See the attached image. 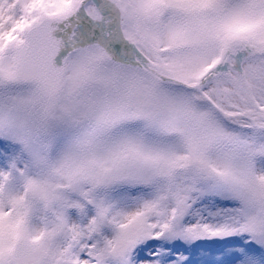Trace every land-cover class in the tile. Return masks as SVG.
I'll return each mask as SVG.
<instances>
[{
    "label": "snow or ice",
    "instance_id": "obj_1",
    "mask_svg": "<svg viewBox=\"0 0 264 264\" xmlns=\"http://www.w3.org/2000/svg\"><path fill=\"white\" fill-rule=\"evenodd\" d=\"M0 264H264V0H0Z\"/></svg>",
    "mask_w": 264,
    "mask_h": 264
}]
</instances>
